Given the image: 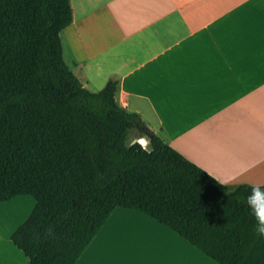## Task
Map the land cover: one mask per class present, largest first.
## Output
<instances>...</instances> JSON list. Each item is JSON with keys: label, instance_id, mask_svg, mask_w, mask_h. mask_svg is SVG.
I'll return each mask as SVG.
<instances>
[{"label": "trees", "instance_id": "16d2710c", "mask_svg": "<svg viewBox=\"0 0 264 264\" xmlns=\"http://www.w3.org/2000/svg\"><path fill=\"white\" fill-rule=\"evenodd\" d=\"M72 22L70 0H0V202L36 201L14 245L30 264H76L121 207L220 264H264L242 202L252 185H224L165 143L118 103V81L84 88L63 55Z\"/></svg>", "mask_w": 264, "mask_h": 264}, {"label": "crops", "instance_id": "0c3cea01", "mask_svg": "<svg viewBox=\"0 0 264 264\" xmlns=\"http://www.w3.org/2000/svg\"><path fill=\"white\" fill-rule=\"evenodd\" d=\"M63 55L84 88L118 103L218 182L264 186V0H70ZM148 145V138H141ZM36 206L0 202V264ZM76 264H220L147 214L118 207Z\"/></svg>", "mask_w": 264, "mask_h": 264}, {"label": "clouds", "instance_id": "9594fccd", "mask_svg": "<svg viewBox=\"0 0 264 264\" xmlns=\"http://www.w3.org/2000/svg\"><path fill=\"white\" fill-rule=\"evenodd\" d=\"M242 202L254 218L255 234L258 237H264V187L260 184L252 185L250 192Z\"/></svg>", "mask_w": 264, "mask_h": 264}, {"label": "water", "instance_id": "95a60500", "mask_svg": "<svg viewBox=\"0 0 264 264\" xmlns=\"http://www.w3.org/2000/svg\"><path fill=\"white\" fill-rule=\"evenodd\" d=\"M136 142H138L143 147L146 146V141L144 139H139L138 141H134L133 144H135Z\"/></svg>", "mask_w": 264, "mask_h": 264}, {"label": "rangeland", "instance_id": "374dc122", "mask_svg": "<svg viewBox=\"0 0 264 264\" xmlns=\"http://www.w3.org/2000/svg\"><path fill=\"white\" fill-rule=\"evenodd\" d=\"M140 139H141V138H140ZM131 140H132L133 142L139 140V138H138V136H137L136 133H132V135H131Z\"/></svg>", "mask_w": 264, "mask_h": 264}]
</instances>
